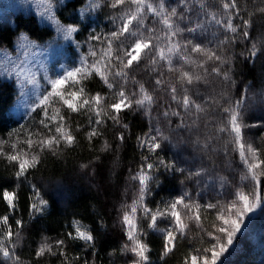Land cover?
<instances>
[{
  "label": "snow or ice",
  "instance_id": "snow-or-ice-1",
  "mask_svg": "<svg viewBox=\"0 0 264 264\" xmlns=\"http://www.w3.org/2000/svg\"><path fill=\"white\" fill-rule=\"evenodd\" d=\"M9 7L0 88L16 91L19 126L0 122V264H98L105 247L124 264H232L264 214V0ZM217 154L229 169L238 156V182Z\"/></svg>",
  "mask_w": 264,
  "mask_h": 264
},
{
  "label": "trees",
  "instance_id": "trees-1",
  "mask_svg": "<svg viewBox=\"0 0 264 264\" xmlns=\"http://www.w3.org/2000/svg\"><path fill=\"white\" fill-rule=\"evenodd\" d=\"M248 3L250 6H260V0H248ZM17 16L20 15V13L16 14ZM34 16V15H33ZM29 18L28 14L23 15V19L27 20ZM36 22L39 24L38 18L35 16ZM5 28L9 27V25H4ZM14 27V26H12ZM42 27V25H41ZM239 51V49H238ZM253 72H258L257 70H250L244 75V79H252L253 78ZM240 76H238V79ZM0 81H5L2 78H0ZM7 83L11 85L12 82L7 80ZM16 91L13 90V88H0V122L3 124H7L9 126V129L11 127H18L16 123H14V120H17L11 116H9L8 110L13 107V105L16 102ZM20 123H24V121H20ZM260 135L259 132H253L252 136L255 139ZM111 137L109 136V139ZM86 156L87 153H84ZM121 155L124 156V158L132 159V149L131 147L123 150L121 152ZM216 169L218 171L223 172L225 175L229 174L231 172L232 176L235 177L234 183L238 182L239 177L234 171L235 169H238L240 161L238 156H233L231 160L232 168H228V160H226L222 155L217 154L216 157ZM205 161L207 162V159L205 158ZM75 163V160L71 157L68 159L67 164L65 166H61V162L55 161L49 164V170L45 173V176L49 174H59L60 172H69L73 165ZM105 169V173L107 170L111 167V164L108 160L104 161L103 165ZM3 169V162L0 161V170ZM123 172V176L127 177V172L121 169ZM103 183V181H100ZM85 188L88 187L87 183L84 182L83 185ZM95 192V189L92 190ZM94 202V201H93ZM0 210H2V205H0ZM81 212L83 215L91 216L93 215V209L89 206L85 208H81ZM50 230L45 232V235L49 236H55L56 235V229L59 227V225L56 223L55 220H50L49 222ZM62 231V230H61ZM199 232L198 227H193V235H197ZM118 234V233H117ZM35 236V234L33 233ZM37 240L39 239L38 236L35 237ZM235 246L238 248V252L234 254L231 257L232 264H260L261 259H264V214H262L259 210L252 216V222L247 223V229L242 230L241 234H238L237 241L234 242ZM184 250V246L181 247V251ZM27 252V249L25 250ZM111 247H105L104 250L100 252V260L98 261V264H109V261H112V264H124V260L117 257L115 260H113L112 257L108 256L107 253L111 252ZM231 251V249H230ZM153 261L154 264H159V261L157 260L155 254L153 255ZM168 264H179V253L176 257L170 258L168 261Z\"/></svg>",
  "mask_w": 264,
  "mask_h": 264
},
{
  "label": "rangeland",
  "instance_id": "rangeland-1",
  "mask_svg": "<svg viewBox=\"0 0 264 264\" xmlns=\"http://www.w3.org/2000/svg\"><path fill=\"white\" fill-rule=\"evenodd\" d=\"M14 3L23 4V3H27V0H0V17H7L11 13H13L15 10L9 6L14 4ZM17 13H19V12H16V14ZM24 14H27V13H24ZM31 14L36 16L38 18V20L40 21L39 15L36 14L34 4L32 5V13ZM4 25H7V24L5 23ZM2 60H3V57H0V61H2ZM0 78H2L3 80H6V78L2 74V71H0ZM8 81L12 82L11 79H8ZM15 105H16V102L12 107L13 109H14ZM21 111H23V109H21ZM11 117H13L15 119H19V116L15 113V111H13L11 113ZM21 121H23V120H21Z\"/></svg>",
  "mask_w": 264,
  "mask_h": 264
}]
</instances>
